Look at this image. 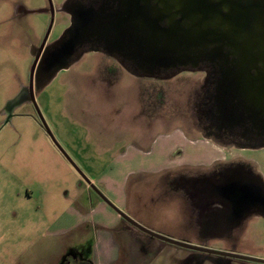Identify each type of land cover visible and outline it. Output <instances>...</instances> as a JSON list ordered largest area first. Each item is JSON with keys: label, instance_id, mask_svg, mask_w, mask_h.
<instances>
[{"label": "rangeland", "instance_id": "obj_1", "mask_svg": "<svg viewBox=\"0 0 264 264\" xmlns=\"http://www.w3.org/2000/svg\"><path fill=\"white\" fill-rule=\"evenodd\" d=\"M65 1L0 0V257L9 248L12 255L26 253L28 259L33 253L39 254L37 264H64L63 255L68 256V264L78 255L88 264H95L98 236L106 231L102 225H108L113 238L121 240L125 236L119 232L121 218L107 205H98L101 197L39 123L29 97L34 49L45 41L56 42L71 24L70 15L63 9ZM117 73L119 80L111 76L103 54L86 52L69 68L60 70L46 86L36 88V102L56 141L90 181L116 173L121 181L129 169L152 164L153 156L150 160L140 159L141 154L132 150L134 142L144 154L177 145L170 152L173 158L170 161L178 159L176 155L180 150L184 154L186 148L189 154L208 155L204 156L207 160L241 153L264 176L262 147L245 151L200 150L189 137L182 139L187 132L180 127L185 128L193 121L185 123L178 114L186 117L195 114V98L202 90L204 71L187 69L162 82L132 77L120 67ZM179 98L182 103L177 101ZM140 107L145 109L144 117ZM180 107L188 111L184 114ZM161 114H171V123L154 118ZM145 123L155 125L144 132ZM177 128L181 131H172ZM171 135L175 138L167 139ZM202 146L210 148L207 143ZM126 153H136L139 159L120 162ZM163 173L136 172L131 176L125 192L129 207L126 210L146 228L183 241L173 236L187 235L176 215L177 209L169 202L154 201L171 197L168 187L160 181ZM73 203L94 212L92 223L65 236H47L48 223L65 216ZM124 223L131 225L125 219ZM131 228L130 244L124 247L115 264L229 263L225 256L196 252L132 225ZM211 246L215 250L248 249L246 244ZM53 250L61 251V257L51 258ZM2 263L6 264L0 259ZM27 263L31 264L29 260ZM229 264L241 262L230 260Z\"/></svg>", "mask_w": 264, "mask_h": 264}, {"label": "flooded vegetation", "instance_id": "obj_2", "mask_svg": "<svg viewBox=\"0 0 264 264\" xmlns=\"http://www.w3.org/2000/svg\"><path fill=\"white\" fill-rule=\"evenodd\" d=\"M149 1L151 5H158L156 0ZM141 4L143 5V3ZM138 7L139 0H66L63 9L71 17L69 27L76 23V18L80 12H83L88 18L97 16L96 19L99 20L100 27L106 29L108 26V29L114 33L118 29V31H126L128 28L136 29L137 19L133 13L137 11ZM50 12H54L51 7ZM53 44L46 42L45 49ZM121 48L122 45L116 42H109L106 39L99 40L95 36L76 46L70 65L78 61L86 52H96L104 55L107 69L116 80L120 79L117 73L120 67L132 77L158 80V82L173 78L187 69L195 68L189 63L185 67L186 70L177 74H175L177 68L171 67L161 69L154 75H137L132 71L137 66L136 60L132 56L129 57ZM230 58L227 63L233 65L235 57L230 56ZM225 64V61H204L199 64L200 69H197L204 71L205 81L202 90L196 94L195 114L188 117L178 114L185 123L188 120L193 121L192 123L188 122L189 124L187 123L185 128L181 126L180 129L187 132L184 135L183 132L181 133L183 137H189L194 144L207 143L215 149L245 151L251 148H264V125L250 118V114L246 112L242 116L234 114L233 118L224 116L222 113L219 83L222 79L221 66H225ZM177 101L182 103L180 98ZM30 103L33 104L31 100ZM234 105L241 107L237 100ZM141 109H143L144 117L147 114L144 108ZM182 110L184 114L188 111L187 108L180 107V111ZM35 112L42 125L36 109ZM154 118L168 122L173 119L171 114H161ZM154 125L145 123L142 129H145L144 132H148ZM178 129L172 131L180 132L181 130ZM182 155L183 152L180 150L176 158L181 159ZM167 157L173 159L170 154ZM176 158L174 157V159ZM163 172L160 181L168 187L171 197L154 201L169 202L177 209L176 215L181 218L183 231L187 234L179 239L209 249H214L211 246L212 243L235 246L246 244L247 251L222 248L219 251L231 255H215L227 257L229 263L230 260H237L241 264H264V209L262 203L259 202V197L264 195V176L251 162L246 160L241 153L228 154L225 157H216L212 160H207L206 157L198 158L196 162L183 163L174 168L165 169ZM89 186L91 187L90 184ZM136 221L138 222V220ZM194 251L214 254L200 250ZM64 260V264H68V256ZM73 261H75L73 264H82L76 256L70 259V263L72 264Z\"/></svg>", "mask_w": 264, "mask_h": 264}, {"label": "water", "instance_id": "obj_3", "mask_svg": "<svg viewBox=\"0 0 264 264\" xmlns=\"http://www.w3.org/2000/svg\"><path fill=\"white\" fill-rule=\"evenodd\" d=\"M156 1L158 5L154 6L149 0H139V7L133 13L136 29H118L114 33L108 26L100 27L97 16L88 18L80 12L76 23L53 45L45 49V41L34 49L29 97L42 125L68 161L125 220L153 237L184 248L231 255L154 232L118 209L58 144L36 102V88L46 86L60 70L69 67L78 44L97 36L99 40L122 45L121 49L136 60L137 66L132 71L137 75H154L171 67L177 68V74L186 70L189 63L197 70L204 61H225L219 83L223 115L233 118L234 114L242 116L246 112L264 125V0ZM51 10L54 11L53 6ZM230 56L235 57L233 65L227 63ZM236 100L241 107H235ZM259 202L264 209V195L259 197Z\"/></svg>", "mask_w": 264, "mask_h": 264}, {"label": "crops", "instance_id": "obj_4", "mask_svg": "<svg viewBox=\"0 0 264 264\" xmlns=\"http://www.w3.org/2000/svg\"><path fill=\"white\" fill-rule=\"evenodd\" d=\"M177 137H179V136H177ZM171 138L174 139L175 135H171V136L167 137V139H171ZM182 139L184 140L186 138L182 136ZM162 140H166V138H163ZM192 144L198 145L200 147V150H203V149L204 150H212V149H214L211 147V145H210V148H208V146L204 147V146H202V144H194V143H192ZM173 146L174 147H171L169 145V146H165V148L164 147L159 148V150L155 149V151H153L152 153H150L151 152V150H150L149 154L148 153L144 154V153H142L143 150L140 149L139 146L133 144L132 150L135 152H139L141 154V155H139L140 159L144 158V159L150 160V157L153 156L151 159V161H153V162H151L152 164L146 165L145 167L139 168L138 170H136L134 168L129 169L127 171V174L124 176V178L121 181L117 180V176H116L117 173H116V175H114L113 177L108 176V177L99 178V181L92 180L91 183L94 184L97 187V189L108 200H110L118 209H120L121 211L132 216L126 210L128 207V201H127L128 197H127V194L125 192L127 191V187H128L127 185H128L129 179L136 172L139 174L147 173V172H153V173L161 172V171H164L165 169L174 168V167H176L180 164H183V163L196 162V161H198V158L200 159V158H204V156H208V155H202L200 152H196L195 154H189V152L187 153V148H186L184 150V154L182 155L181 159L180 158L176 159L175 161H177V162L170 161V159L167 156L175 148V146L177 147V145H173ZM152 147L150 149H152ZM156 152H158L159 154L154 155V154H156ZM134 157L139 159L136 156V153H135V155L126 153L125 155H123L121 157V159L119 161L123 162L124 159H126L128 161V160L133 159ZM157 159H160V160L156 161ZM96 182H98L100 185L97 184ZM104 184H105V188L103 187ZM28 195L30 196L31 194H29V192H28ZM98 205L100 207H104L105 205H107L108 208L115 210L111 205H109L106 201H104L102 197H101V201L99 202ZM93 213L94 212H92L89 208L83 207L80 203H75V204L73 203V206L70 207V211H67L65 216H63V215L58 216L57 218H55L54 220H52L51 222L48 223V226L46 229L47 236H49V237H51V236H54V237L65 236L69 232H72V230H74L76 228H81L83 225H85L87 223H92L90 219L92 218ZM117 214H118L117 216L119 218H121V221H119V224H118L121 227L119 232H121V234H124L125 236L122 237L121 240L114 239L113 238L114 235L110 231L109 226L108 225H102V228L106 229V231L102 232L98 236L100 239V242L97 243V246L95 249V254H96L95 255V264H115L116 260H119L121 258L124 247L127 246L128 244H130L128 241V237H129V232H132L131 231L132 230L131 225L128 226L126 223H124V218L118 212H117ZM173 236L179 237V238L181 237V236H178L176 234H174ZM7 248H8V246H7ZM60 252L61 251L55 252L53 250V255H51V258L57 259V258L61 257L62 253H60ZM44 253L48 254L49 251L44 252ZM76 257L78 258V261L82 262V264H88V262L81 259V256L78 255ZM39 258H40L39 254H37V253H33V256L29 259L26 255V253H22L19 256H15V255H12V253L9 251V248H8L7 253H3V255L0 257L1 261H5L6 264H29V263H27V260H29L31 264H37L39 261ZM62 259H63V263H64V261H65L64 255H63ZM2 264H4V263H2Z\"/></svg>", "mask_w": 264, "mask_h": 264}]
</instances>
